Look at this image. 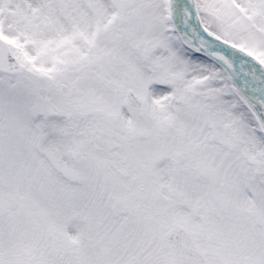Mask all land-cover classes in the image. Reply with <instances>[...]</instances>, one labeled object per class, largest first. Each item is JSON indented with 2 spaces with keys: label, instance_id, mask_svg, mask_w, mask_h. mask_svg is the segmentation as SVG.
Masks as SVG:
<instances>
[{
  "label": "snow or ice",
  "instance_id": "6c2138e0",
  "mask_svg": "<svg viewBox=\"0 0 264 264\" xmlns=\"http://www.w3.org/2000/svg\"><path fill=\"white\" fill-rule=\"evenodd\" d=\"M0 264H264V0H0Z\"/></svg>",
  "mask_w": 264,
  "mask_h": 264
}]
</instances>
